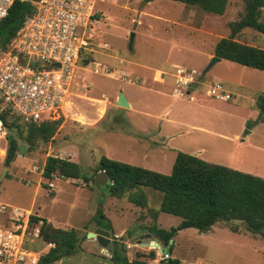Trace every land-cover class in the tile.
Returning a JSON list of instances; mask_svg holds the SVG:
<instances>
[{
    "label": "rangeland",
    "instance_id": "374dc122",
    "mask_svg": "<svg viewBox=\"0 0 264 264\" xmlns=\"http://www.w3.org/2000/svg\"><path fill=\"white\" fill-rule=\"evenodd\" d=\"M244 12L243 0H228L222 16L171 0L147 4L97 0L86 33L88 48L73 78L59 130L46 144L30 150L25 146L0 181V202L23 212L31 210L56 228L74 229L80 238L85 236L73 255L54 264H112L110 255L87 238L98 210L117 233L126 231L116 240L126 243L128 260L136 253L156 252V260L148 264H156L163 256L151 247H141L145 239L131 242L128 235L136 237L154 223L168 230L180 218L161 212L153 221L149 210L159 209L161 194L149 188L144 189L148 205L139 208L126 199L106 196L109 181L96 188L91 181L58 175L43 178L42 168L50 155L75 161L89 177L100 159L115 151L127 154L121 163L169 175L177 153L182 152L264 179V117H258L255 104L264 92V72L222 60L203 74L214 46L229 38L230 23ZM132 31L135 37L129 49ZM233 40L264 49V36L253 29L242 30ZM177 69L192 78L186 86L176 84ZM212 83L222 84L230 99L209 97ZM123 92L134 103L136 114L117 106ZM163 124L171 126V139L160 137ZM103 128L129 131L132 142L123 143L119 133L106 134ZM164 142L167 147L159 148ZM110 233L113 237L114 232ZM172 241L170 256L183 264H264V242L238 221L218 222L207 232L183 229Z\"/></svg>",
    "mask_w": 264,
    "mask_h": 264
},
{
    "label": "trees",
    "instance_id": "16d2710c",
    "mask_svg": "<svg viewBox=\"0 0 264 264\" xmlns=\"http://www.w3.org/2000/svg\"><path fill=\"white\" fill-rule=\"evenodd\" d=\"M155 0H142L147 4ZM186 6L198 7L205 13L222 16L228 0H171ZM245 12L238 21L230 23V35L221 39L214 47L216 57L237 63L241 66L264 72V49L253 47L233 40L242 30L253 29L264 36V0H243ZM32 12L28 0H15L7 17L0 21V46H5L15 35L24 17ZM97 18V16H95ZM88 60L83 63L88 64ZM256 107L264 117V92L256 99ZM0 120L8 128V147L4 166L9 167L15 159L21 144L30 150L38 144H46L57 133L62 120L36 124H22L18 119H8L0 114ZM104 171L109 175L107 195L127 202L139 208H146L148 198L145 188L161 194L158 210H149L155 221L159 213L180 218L175 227L168 230L155 225L142 230L158 239L163 247L169 244L176 233L187 228L207 232L218 222L238 221L252 235H258L264 242V179L226 166L208 163L196 156L178 152L171 173L164 175L141 167L127 165L103 157L91 176L82 174L80 166L67 159L48 156L42 168L41 176L46 179L58 175L63 179H81L89 183L93 177ZM38 218L31 216V222ZM43 220V219H42ZM97 227L112 231L109 220L98 210L92 219ZM41 238L54 244L37 264H54L62 258L74 254L80 238L77 230L56 228L43 220L40 227ZM113 252L110 262L113 264H148L156 260V252L136 253L129 261L120 249V243L112 242ZM173 244L169 252H172ZM156 264H183L180 259L161 258Z\"/></svg>",
    "mask_w": 264,
    "mask_h": 264
},
{
    "label": "built area",
    "instance_id": "2783aa9c",
    "mask_svg": "<svg viewBox=\"0 0 264 264\" xmlns=\"http://www.w3.org/2000/svg\"><path fill=\"white\" fill-rule=\"evenodd\" d=\"M15 0H0V21ZM25 1V0H21ZM26 15L13 38L0 46V114L22 124L57 121L70 94L73 78L88 48V25L97 0H28ZM183 70L176 84L186 86ZM207 95L230 99L222 84L212 83ZM8 128L0 120V176L8 147ZM53 188V184H49ZM31 212L0 202V264H37L54 247L41 238L43 220ZM162 258H165L164 256Z\"/></svg>",
    "mask_w": 264,
    "mask_h": 264
},
{
    "label": "water",
    "instance_id": "95a60500",
    "mask_svg": "<svg viewBox=\"0 0 264 264\" xmlns=\"http://www.w3.org/2000/svg\"><path fill=\"white\" fill-rule=\"evenodd\" d=\"M136 24H137V22H135L134 28L136 27ZM134 37H135V33H134V31H132L130 34V37H129V44H128L129 49L132 48ZM219 60L220 59L218 57H215V56L212 57L211 63L205 69L203 74L206 73V71L209 70L214 63L219 62ZM116 104H117V106L122 107V108H128L129 107V105H128V103H127V101L124 98L122 93H120L118 95ZM261 115H262V113L259 112L258 117H260ZM24 149H25V145L21 144L19 146L18 154L22 155L24 153ZM7 169H8L7 167H4L2 174L0 176V181L4 178ZM108 181H109V175L106 174L104 171H102V172L97 173L93 177V179L91 180V186L96 187V188L105 187L108 184ZM151 237H152L151 234L147 233V234H143L139 237H133L130 239V241L135 242L138 240L145 239L144 240L145 244H142L141 247H143V246L151 247L154 250H156L157 252H159L162 256H164L166 261H169L170 260L169 248L173 242L172 239L169 240V244L166 247H163L159 244L158 239L153 238L151 241L148 240V239H151ZM87 238L95 240L96 243L103 250H105L106 253L112 254L113 245H112L111 233L109 231L104 230L102 228H96L92 232L88 233ZM125 247H126V243H120V248H121L123 254L125 252Z\"/></svg>",
    "mask_w": 264,
    "mask_h": 264
},
{
    "label": "crops",
    "instance_id": "0c3cea01",
    "mask_svg": "<svg viewBox=\"0 0 264 264\" xmlns=\"http://www.w3.org/2000/svg\"><path fill=\"white\" fill-rule=\"evenodd\" d=\"M135 33V32H134ZM215 47V46H214ZM215 56V54H214V52H213V55L210 57V58H212V57H214ZM216 57V56H215ZM220 59V58H219ZM223 59H220L219 60V62H221ZM142 72V71H141ZM140 72V73H141ZM143 75L144 76H149V74L146 72V71H143ZM159 79L160 80H162V76H161V73H159ZM72 86V85H71ZM223 86V85H222ZM226 93H228V92H226ZM70 94H71V88H70ZM123 94V96H124V98L126 99V101H127V103H128V105H129V107L128 108H126L127 110H129V111H132L133 113H135L134 111V103L132 102V100H130L128 97H127V95H126V93L125 92H123L122 93ZM68 98V97H67ZM67 100V99H66ZM101 102V101H100ZM65 104H68V103H66L65 102ZM64 104V105H65ZM64 106H63V108H62V117H63V115H64ZM166 112H168V110H166L164 113H166ZM163 113V114H164ZM136 114V113H135ZM60 119H62L61 117H60ZM59 119V120H60ZM127 123H128V125L130 126V127H132V128H134V129H138V127L139 126H132V124L131 123H129L128 121H127ZM82 124H84V123H82ZM61 126V125H60ZM171 128V126L170 125H164L163 124V126H162V130H161V132L159 133V135H160V137H164V139H166V136H168L167 138H172L174 135L173 134H171V135H168L169 133V131L171 130L170 129ZM59 130V129H58ZM106 134L107 133H112V135H115L116 133H119V135L117 136L121 141H123V143L124 142H132V137H131V135H132V133H130L129 131H125V130H123V129H102ZM111 136V135H110ZM137 143V142H136ZM166 143L164 142V145L163 144H161V146H159V148H164V147H167L166 145H165ZM137 145H141L140 143H138ZM129 147H130V145H128ZM143 146V145H142ZM73 151V150H72ZM125 151H126V149H125ZM127 152H129V151H127ZM111 154H109L108 156V159H115L116 161H118V162H123V155H127V154H124V153H121L120 151H115V152H110ZM158 153L159 154H162L163 152H162V150L160 149V150H158ZM60 158V157H59ZM61 159H65V158H61ZM67 160H70V159H67ZM70 161H72V160H70ZM72 162H75V161H72ZM76 163V162H75ZM92 175V174H91ZM55 176V175H54ZM42 177V176H41ZM66 180H81V179H66ZM54 187V186H53ZM145 193H146V191H145ZM28 212H31L32 214H33V212L31 211V210H27ZM35 217H37V218H41V219H43V220H46L49 224H51V222L47 219V218H45V217H43V216H40V215H38V214H33ZM110 222V221H109ZM110 224H111V222H110ZM52 225V224H51ZM157 226V225H156ZM111 227H112V224H111ZM158 227V226H157ZM96 228H100V227H97L96 226V224H94V227H93V229L90 231V232H92L94 229H96ZM109 232H114V236L112 237L111 236V238H112V242L114 241V240H116V239H120L123 235H127L126 234V231H122L121 233H117L114 229H113V227H112V231H109ZM143 234H147L146 232H144L142 229H141V233H140V235H137L136 237H139V236H141V235H143ZM129 237H131V238H133V235H128ZM130 238V239H131ZM118 240H116V241H118ZM89 243V242H88ZM127 247H125V249H126ZM101 251H103L104 252V254H106V255H110L111 256V254H109V253H106L105 252V250H103V249H101ZM99 254H101V255H104L102 252H99ZM171 257V256H170ZM173 258V257H172ZM109 259H110V257H109ZM110 261V260H109ZM129 261H131V260H129ZM112 263V262H111ZM113 264V263H112Z\"/></svg>",
    "mask_w": 264,
    "mask_h": 264
}]
</instances>
